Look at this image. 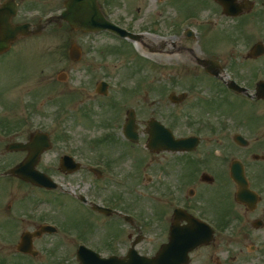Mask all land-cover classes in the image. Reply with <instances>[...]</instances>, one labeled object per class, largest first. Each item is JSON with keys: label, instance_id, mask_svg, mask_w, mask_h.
Masks as SVG:
<instances>
[{"label": "flooded vegetation", "instance_id": "1", "mask_svg": "<svg viewBox=\"0 0 264 264\" xmlns=\"http://www.w3.org/2000/svg\"><path fill=\"white\" fill-rule=\"evenodd\" d=\"M4 1L0 0V4ZM13 1L18 6V15L21 1ZM64 1L60 7H53L38 15L33 22H46L47 17L59 14L64 8ZM106 1L109 5H106L105 0H97L102 14H106V6H111ZM194 6V10L204 6L210 8L208 24L187 25L185 36L195 38L199 33L198 28L208 25L212 40V32L224 35L230 33L231 23H236L243 31L246 27L244 20L257 7L264 8V0H229L227 6L233 10L232 14L224 11L225 1L197 0ZM258 16L256 21L260 22ZM190 17L187 16L184 21ZM64 24L65 27H61ZM49 25L59 26L55 31H78L61 19L53 18L39 35ZM178 28L180 32L183 29L180 23ZM235 29L238 34V29ZM200 31L205 34L206 28H200ZM49 32L54 33L53 30ZM257 42L264 43L262 40ZM257 42H253L251 48ZM172 45L176 48L182 46L175 43ZM226 46L225 50L228 48ZM251 48L244 56L232 62L223 60L217 48L212 50V43L203 57L193 53L194 62L203 70L202 77L207 76L214 88L219 87L214 89L218 99L215 96L212 99L229 103L239 100L243 107H250L247 111L249 122H212V111L217 108L207 113L211 114L210 122L199 126L192 122L178 125L184 111L174 115L170 124L157 116H149L169 128L176 138L197 136L198 145L190 151L163 149L156 152L147 148V130H152V126L146 125L147 119L140 118L135 109L138 141L132 142L125 138L123 125H118L120 123L109 124L105 126L100 138L92 142L95 153L91 154L84 149L82 142L78 144L70 128H62V116L52 118V128L47 131L50 138L48 150L54 151L56 160L64 155H72L80 161V167L71 174L63 173L58 168L63 178H68L65 188L61 184L56 188H42L10 176L14 181L22 183L29 193L11 201L7 200L9 195L5 193L6 188H0V221L6 218L7 222L14 224L12 236L0 244V264H80L79 251L84 262L102 259L103 264H147L146 258H153L160 251L164 257L171 252L175 255L170 259L173 264H184L181 255L185 248L191 246L187 264H264V99L256 94L258 82L264 80V63L261 61L262 54H250ZM190 52L194 51L190 49ZM82 55L81 49V58ZM201 58L205 59L202 61ZM244 59L256 63L255 73L251 76L249 68L246 74L243 73L241 65H244ZM178 66L179 71H185L184 64L179 63ZM62 76L66 78L67 75ZM193 79L197 78L193 76ZM230 80L244 90L229 88ZM110 86L108 83V94L111 93ZM167 91L169 99L168 94L174 91L166 84L163 96ZM97 95L103 97V104L112 98ZM185 100H188L186 93L179 103ZM196 103L195 99L188 108L194 107ZM40 104L38 109L47 107L44 101ZM106 105L115 107L117 112V105ZM128 107H122L125 111L123 116L120 112L114 113L112 117L125 122L126 111L130 109ZM189 110L185 111L190 113ZM222 114L230 117L226 113ZM193 116L190 117L194 119ZM175 127H191L192 130L179 133ZM33 129L44 130L41 125L22 122L17 131L18 140L14 141L29 140ZM103 144L119 149L115 157L111 159L110 156H104L105 152L98 151V147ZM140 145L147 149V169L151 167L150 164H155L150 170V188H135V169L130 165L128 171H121L115 163L131 160L132 153L137 152ZM18 152L22 158L27 154L25 150ZM233 160L242 162L247 186L239 187L231 179L230 164ZM76 174L80 175V180L88 178L90 174L95 175L97 180L94 184L89 183L90 188H84L82 184L73 183ZM7 176L5 170L0 172V182L4 186ZM61 209L63 218L57 215ZM49 225L54 227V231L43 228ZM2 234L5 232L0 227V236ZM22 237H25L23 248L27 251L17 249ZM185 237L189 238L187 243ZM196 241L198 243H194Z\"/></svg>", "mask_w": 264, "mask_h": 264}, {"label": "rangeland", "instance_id": "2", "mask_svg": "<svg viewBox=\"0 0 264 264\" xmlns=\"http://www.w3.org/2000/svg\"><path fill=\"white\" fill-rule=\"evenodd\" d=\"M20 1V10L14 18L15 21L33 22L38 15L52 10L53 7H60L63 3V0ZM195 1L197 0H168L166 3L167 0H108L111 6L110 8L106 6V16L110 20L120 23V26L133 34L143 35L145 42L167 40L165 42L170 47L173 43L182 44L171 49L179 48L183 51L174 56L185 60V63L179 62L184 64L185 71H179V63L175 64L172 60L161 61L162 59L154 56L146 57L137 49L136 43L140 47L142 45L140 41L135 43L133 40L121 39L107 31L91 33L68 29V31L65 29L55 31L59 26L49 25L39 36L19 39L20 41L15 43L7 53L0 56V172L23 159L21 153L8 152L5 149L6 144L18 140L17 131L22 122L28 125L33 124V126L41 125L42 129L48 131L52 128V118L58 119L62 116L64 120L62 128L65 130L70 128L72 136L79 145H81L79 142L83 143L84 149H87L89 154L95 153L92 142L100 138L106 125L113 123L123 125V121L119 122L112 117L114 113L120 112L123 116V113L125 114L123 106L135 109L142 119L148 120L150 115H154L167 124L171 123L174 115L182 111L184 112L178 120L180 122L178 125L186 124V122L196 123L195 126L209 123L211 114L207 113L213 108L217 110L212 111V122L217 124L222 120L249 122L250 116L247 115V111L250 107H243L239 100L229 103L221 99H212L216 94L214 89L219 87L214 88L207 76L202 77L203 70L194 62L193 53L203 57L212 43V50L217 48L225 61L232 62L235 58L244 56L253 42L264 41V14H262L264 8L257 7L252 15L244 20L246 27L243 31L236 23H231L230 33L224 35L212 32L211 40L208 25L200 26V28H206V33L204 34L198 28L199 33L195 38L186 37L184 34L187 25L208 24L210 8L204 6L194 10ZM105 3L109 5L106 0ZM187 16L191 17L188 21H184ZM257 16L260 22L256 21ZM179 23L183 28L181 32L178 28ZM61 27H65V24ZM235 28L238 29V34ZM52 30L54 33L49 32ZM225 37L228 38V42ZM231 41L232 44H230ZM71 42H76L83 51L82 58L77 62L69 60L68 54L65 55V50L68 51ZM225 44L228 47L226 50ZM190 49L194 52L191 53ZM203 59L205 58H201L202 61ZM262 59L264 63V54ZM237 61L240 62L238 59ZM243 64L241 67L244 74L247 68L250 69V76L255 73V62L244 59ZM62 74L67 75L63 83L57 79L58 75ZM193 76L197 79H193ZM101 80L111 85V93L107 96L112 98L106 103L117 105V112L115 107L103 104V97L96 94V85ZM166 84L177 94L186 90L188 100L173 104L167 98L169 91L163 96ZM215 97L218 99L217 96ZM195 99L196 105L188 108ZM43 101L47 107L38 109ZM172 105L175 107L173 108ZM186 109H190V113H187ZM189 115H194V119ZM177 130L183 133L192 129L185 127ZM98 151L105 152L104 156H110L112 159L119 149L103 144L98 147ZM146 151L145 146L140 145L137 152L132 153L131 160L115 162L121 171H128L130 165L135 169L136 179L133 177L136 182L135 188L151 186L148 180L149 176H152L150 170L155 164H150L151 167L147 169ZM134 158L136 160L132 161ZM58 162L54 151L48 150L41 156L37 168L48 176L53 175L54 180L65 188L68 178H63L61 175ZM73 177V183L82 184L84 188H90L89 183L94 184L97 180L95 175L91 174L84 180H80L79 174ZM6 179L5 186L0 182V188H6L5 193L9 195L7 200H17L21 195L29 194L22 183L14 181L10 176ZM57 215L63 218L62 209L61 212H57ZM0 227L5 232L0 236L1 244L12 236L14 224L11 221L7 222L5 218L0 221Z\"/></svg>", "mask_w": 264, "mask_h": 264}, {"label": "water", "instance_id": "3", "mask_svg": "<svg viewBox=\"0 0 264 264\" xmlns=\"http://www.w3.org/2000/svg\"><path fill=\"white\" fill-rule=\"evenodd\" d=\"M67 11L64 14V17L68 22H70L73 26H77L80 28L88 29V30H94V29H103L108 28L109 30H112L116 32L119 35L125 36L130 35L128 32L109 24L106 22L100 14L97 13V6L95 0H68L67 2ZM6 9L4 14L0 13V53L7 50L11 43L16 39L19 32H24L25 25H11L9 23L10 15L14 14V5L13 4H5L3 7ZM259 49L260 53L264 51L263 47L261 45L254 46V49ZM254 53V52H253ZM258 54V53H256ZM74 59H77L78 55L73 56ZM261 95L264 96V89L260 90ZM148 124L150 126H156L157 123H154V121H149ZM161 127L155 128L157 130H161ZM124 134L127 138L130 140L136 141L138 138L137 132H136V125L134 123V112L130 110L128 112V119L127 123L124 126ZM150 137H149V147L152 149L160 150L165 149V147L161 146L158 141H161L163 139V135L161 132H156L152 134V131H150ZM190 139H179V140H169L170 143H173L175 145L179 144V147L174 149H184L183 145L189 142ZM49 148V142L47 139V135L36 133L34 134V137L32 138V141L28 144H22V143H12L9 145L8 149L10 150H20V149H28L29 155L25 158L23 162L18 164L17 166L13 167L9 170L11 174H14L23 180L30 181L32 183H36L40 186H46V187H54L55 184L51 182V180L44 175L43 173L37 171L35 169V165L38 162V158L40 154L45 150ZM62 168L69 169V171H72L75 169L71 168L72 165L70 163H67V161L64 163V161H61ZM65 165V166H63ZM67 166H70L68 168ZM236 165H232L231 168V175L235 179L236 183L239 186H243L244 182L241 179V169L240 167L235 168ZM198 243V241L194 242ZM184 258H186V250L184 251ZM147 264H166V260L168 262L170 261V257L163 256L161 254V251L153 258L146 259Z\"/></svg>", "mask_w": 264, "mask_h": 264}, {"label": "bare ground", "instance_id": "4", "mask_svg": "<svg viewBox=\"0 0 264 264\" xmlns=\"http://www.w3.org/2000/svg\"><path fill=\"white\" fill-rule=\"evenodd\" d=\"M145 41L146 39L141 41V44H142L141 47H139V45L137 44V49L139 50L140 53L150 58H153V56L157 57L159 59H162L161 61L172 60L175 64L182 62V61L185 62V60H182L181 57L176 58L174 56L176 53H181L180 52L181 49L172 50L170 46L164 45V40H157V42L152 41V40L148 42H145Z\"/></svg>", "mask_w": 264, "mask_h": 264}]
</instances>
